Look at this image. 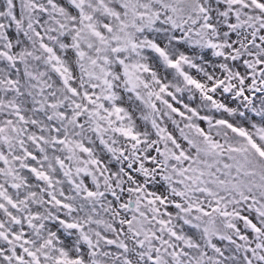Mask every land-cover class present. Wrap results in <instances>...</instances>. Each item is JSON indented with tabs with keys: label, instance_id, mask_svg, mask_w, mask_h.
<instances>
[{
	"label": "snow or ice",
	"instance_id": "obj_1",
	"mask_svg": "<svg viewBox=\"0 0 264 264\" xmlns=\"http://www.w3.org/2000/svg\"><path fill=\"white\" fill-rule=\"evenodd\" d=\"M0 264H264V0H0Z\"/></svg>",
	"mask_w": 264,
	"mask_h": 264
}]
</instances>
